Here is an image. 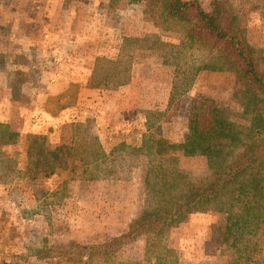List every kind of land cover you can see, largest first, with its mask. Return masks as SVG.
<instances>
[{"label": "rangeland", "instance_id": "1", "mask_svg": "<svg viewBox=\"0 0 264 264\" xmlns=\"http://www.w3.org/2000/svg\"><path fill=\"white\" fill-rule=\"evenodd\" d=\"M199 1L210 9L212 0ZM227 2L264 52V0ZM157 9L152 0H0V136L8 125L19 132L0 146V264H264V225L222 236L227 216L216 206L163 234L139 226L212 172L197 151L155 154L150 138L182 142L197 100L256 133L260 107ZM35 132L51 147L82 144L107 157L18 178Z\"/></svg>", "mask_w": 264, "mask_h": 264}, {"label": "trees", "instance_id": "2", "mask_svg": "<svg viewBox=\"0 0 264 264\" xmlns=\"http://www.w3.org/2000/svg\"><path fill=\"white\" fill-rule=\"evenodd\" d=\"M152 1L163 20L176 24L186 43L209 49L225 69L235 73L260 107L253 122L256 133L239 128L216 104L197 100L182 142L150 138V148L155 154L163 155L170 150L197 151L207 157L212 172L201 183H188L174 201L145 213L139 226H146L152 234H163L166 228L177 226L194 213L216 208L227 216L226 234L221 232L222 236L232 234L241 238L264 225V182L258 181L264 169V52L242 36L235 25L236 15L227 9L228 0H212L210 9L199 0ZM121 77L117 73L120 84H126ZM252 110L256 112L255 107ZM18 135L8 125L0 136V146H14ZM82 147V144L51 147L46 134L30 133L25 147L27 161L23 169H16L15 176L35 181L69 169L75 159L90 165L107 157L102 150L85 153L88 146ZM63 252L74 253V250Z\"/></svg>", "mask_w": 264, "mask_h": 264}]
</instances>
